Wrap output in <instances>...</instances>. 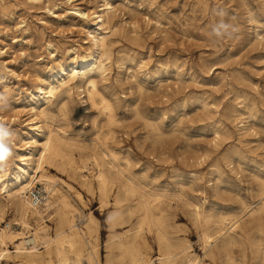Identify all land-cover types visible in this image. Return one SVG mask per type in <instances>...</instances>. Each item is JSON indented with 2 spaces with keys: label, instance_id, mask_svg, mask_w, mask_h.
I'll list each match as a JSON object with an SVG mask.
<instances>
[{
  "label": "rangeland",
  "instance_id": "rangeland-1",
  "mask_svg": "<svg viewBox=\"0 0 264 264\" xmlns=\"http://www.w3.org/2000/svg\"><path fill=\"white\" fill-rule=\"evenodd\" d=\"M104 1L0 0L3 178L15 182L18 165L33 172L19 154L32 140L27 122L34 98L40 95L36 94V86L40 80H53L61 61L73 68V58L78 60V53L90 51L91 13L99 10ZM107 1L118 11L112 20L115 27L110 59L106 60L108 70L97 78V83L114 105L116 123L109 124L97 108L83 102L76 89L72 96L63 93L46 106L48 122L74 137L92 138L101 131L118 153L122 168L132 175L138 192L163 195L172 222L194 231V236L188 237L194 252L203 257L192 222V207L187 202L231 219L242 215L245 205H256L260 197V181L264 180V42L257 39L256 30L264 32V0ZM77 8L86 16L76 13ZM76 82L79 81L72 85ZM243 123L246 130L241 129ZM31 148L37 156L41 145ZM75 158L79 163L86 159L78 152ZM104 159L110 165L111 157L104 155ZM46 168L74 187L59 184L83 216L91 212L98 218V247L104 260L105 244L112 232L107 222L109 209L101 210L97 191L89 193L77 178L58 172L54 166ZM89 168L91 173H85L93 179L97 169L92 163ZM76 191L82 193L84 203ZM116 191L115 184L111 195ZM7 198L1 200L7 202ZM12 216L9 214L6 220ZM80 218L77 222L82 226ZM251 219L244 215L240 224L246 226ZM49 224L54 226L52 220ZM127 227L129 223L119 230ZM14 229L21 227L15 225ZM8 248L14 250V244L9 242ZM156 251L154 247L153 264H158ZM6 261L14 263L12 258Z\"/></svg>",
  "mask_w": 264,
  "mask_h": 264
},
{
  "label": "bare ground",
  "instance_id": "bare-ground-1",
  "mask_svg": "<svg viewBox=\"0 0 264 264\" xmlns=\"http://www.w3.org/2000/svg\"><path fill=\"white\" fill-rule=\"evenodd\" d=\"M117 11L116 6L105 0L99 10L92 12L88 26L90 51L83 55L78 53L79 59L73 58L75 64L73 68L70 64L61 61L54 70L53 80H40L36 86V94L40 95L34 98L30 109L32 114L27 122V133L32 134L30 137L32 140L19 154L23 164L33 168V172H30L26 166L18 165L19 171L15 173V182L3 178L0 174V264H10L6 260L11 258L13 264H153L154 247L157 248L155 260L158 264H264V180L260 181L258 203L256 202L254 206L245 205L243 214L234 217L232 215L231 219L220 215L221 213L218 216L213 211L189 202L190 200L187 202L192 207V222L204 250L202 257L194 252L189 239L190 236H194V231L186 226L174 225L163 195L152 190L147 195L138 192L132 175L122 168L118 153L108 145V139L102 137L101 131L95 132L92 138H82L81 135L70 136L62 128L54 129L50 126L48 122L50 115L46 106L53 98L63 93L72 96L74 89L79 91V96L82 94L80 98L83 102L89 103L105 115L109 124L115 122L113 104L99 90L97 78L105 76L108 70L106 60L110 59V45L113 39L111 34L115 27L112 20ZM76 13L86 16V13L79 9ZM259 31L256 30L257 39L264 42V32ZM75 81L79 82L72 85ZM62 104L60 106L63 107ZM3 120L4 117L0 114V123ZM218 122L220 119L216 123ZM241 126V129L246 128L245 123ZM108 131L111 132L113 129ZM35 145H41L37 156L31 151V146ZM75 152L86 159L79 163L75 158ZM104 155L111 157L110 165L105 161ZM91 163L97 169L93 179L89 175ZM46 166H54L58 172L77 178L81 187L89 193L94 194L97 191L101 210L109 209L107 222L112 232L105 244L104 260L98 247V218L91 212L83 216L80 209L72 202L70 194L63 191L59 184H65L69 189L74 187L63 180L64 178L50 174ZM20 170L23 171L22 174ZM115 184L117 191L115 195H111ZM35 185H41L45 193L49 194L41 204L33 203L28 194ZM5 196H8L7 202L1 200V197ZM76 196L84 203L80 191H76ZM11 213L13 216L7 221L6 217ZM244 215L252 218L246 226L240 224ZM78 218L81 219L82 226L77 222ZM50 220L54 222V226L49 224ZM128 223L130 224L128 229L119 230ZM13 224L19 225L21 230L14 229ZM182 232L187 234L181 236ZM9 242L14 244V250L8 248Z\"/></svg>",
  "mask_w": 264,
  "mask_h": 264
},
{
  "label": "built area",
  "instance_id": "built-area-1",
  "mask_svg": "<svg viewBox=\"0 0 264 264\" xmlns=\"http://www.w3.org/2000/svg\"><path fill=\"white\" fill-rule=\"evenodd\" d=\"M45 191L41 188V186H34L30 191L29 195L33 203L41 204L45 199Z\"/></svg>",
  "mask_w": 264,
  "mask_h": 264
}]
</instances>
